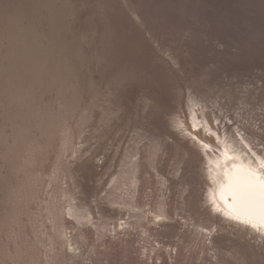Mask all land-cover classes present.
Wrapping results in <instances>:
<instances>
[{
	"label": "rangeland",
	"instance_id": "obj_1",
	"mask_svg": "<svg viewBox=\"0 0 264 264\" xmlns=\"http://www.w3.org/2000/svg\"><path fill=\"white\" fill-rule=\"evenodd\" d=\"M224 153L264 183V0H0V264H264Z\"/></svg>",
	"mask_w": 264,
	"mask_h": 264
},
{
	"label": "bare ground",
	"instance_id": "obj_2",
	"mask_svg": "<svg viewBox=\"0 0 264 264\" xmlns=\"http://www.w3.org/2000/svg\"><path fill=\"white\" fill-rule=\"evenodd\" d=\"M239 185L252 187L256 193L254 204L249 205L232 198L231 189ZM213 191L218 202L228 210L243 218L264 222V204L260 196L264 191V183L247 166L226 153L219 171L215 173Z\"/></svg>",
	"mask_w": 264,
	"mask_h": 264
},
{
	"label": "snow or ice",
	"instance_id": "obj_3",
	"mask_svg": "<svg viewBox=\"0 0 264 264\" xmlns=\"http://www.w3.org/2000/svg\"><path fill=\"white\" fill-rule=\"evenodd\" d=\"M231 196L233 199L238 200L249 205L254 204L256 199V193L251 186H235L231 189ZM261 201L264 204V191L261 192Z\"/></svg>",
	"mask_w": 264,
	"mask_h": 264
}]
</instances>
